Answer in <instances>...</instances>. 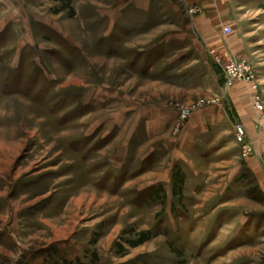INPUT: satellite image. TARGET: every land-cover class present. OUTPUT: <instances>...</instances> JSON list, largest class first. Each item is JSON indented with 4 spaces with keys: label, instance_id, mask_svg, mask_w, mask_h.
I'll use <instances>...</instances> for the list:
<instances>
[{
    "label": "rangeland",
    "instance_id": "obj_1",
    "mask_svg": "<svg viewBox=\"0 0 264 264\" xmlns=\"http://www.w3.org/2000/svg\"><path fill=\"white\" fill-rule=\"evenodd\" d=\"M128 6L143 10L130 31L124 28L123 12L119 13ZM188 6L199 8L189 2ZM254 17L250 14L247 19ZM189 30L180 0H0V238L19 242L18 249L3 255L0 263L264 264V171L256 160L242 156L237 145L234 162L205 168L214 154L216 159L219 155L229 159V150L214 153L197 147L199 161L186 157L192 158L196 171L208 176L209 189H216L218 171V179L225 177L217 197L197 200L194 193L203 184L199 176L188 165L187 176L174 173L173 152L160 146L165 140H155L161 126L166 125L171 138L186 130L188 122L175 133V114L182 106L194 112L192 117L211 106L227 111L224 100L208 105L221 97L204 48L193 42ZM91 31L97 34L91 36ZM146 31V38L137 36L127 44L130 35ZM93 41L99 42V51L94 44L92 49ZM178 43L184 50L175 47ZM133 48L153 49L156 60L137 58L129 63L124 56L118 58ZM225 52L220 61L216 51L214 55L221 84L226 89L246 85L254 109L258 95L264 102L261 57L240 58L235 53L254 69L251 84L258 89L253 90L245 82L229 85ZM138 53L143 57L144 52ZM254 113L257 127L264 129L255 109ZM155 116L165 123L150 125ZM226 129L232 131L229 137L225 134L226 141L235 139L236 125ZM133 134L135 141H127ZM142 144L149 147L136 152L137 159L147 158L146 166L168 153L152 179L166 180L169 175L172 187L163 189L169 194L172 188L179 198L180 232L195 230L194 235L179 236L178 251L171 248L170 236L160 240L155 229H146L145 217L136 210L143 207L128 205L133 197L117 189H99L105 181L104 185L112 179L116 183L117 173L130 172V167L112 170L109 162L104 163L102 149L120 145L132 158L134 145ZM94 164L100 170L97 179H102L97 187L87 173ZM105 169H110L108 175H102ZM148 195L149 191L143 197ZM221 202L224 205L213 213ZM59 203L65 208L59 210ZM165 206L162 203L159 211L167 213ZM165 217L158 225H164Z\"/></svg>",
    "mask_w": 264,
    "mask_h": 264
},
{
    "label": "crops",
    "instance_id": "obj_2",
    "mask_svg": "<svg viewBox=\"0 0 264 264\" xmlns=\"http://www.w3.org/2000/svg\"><path fill=\"white\" fill-rule=\"evenodd\" d=\"M189 2V4L198 5L199 8L202 10L200 15L194 18L189 17V27H190V36L193 40V42H197L200 44L205 51L206 56V63H208L210 70H211V77L215 81V85L217 88V93L219 95H223L222 89L224 88V85L221 84V78L220 75L217 72V67L214 63L213 58L209 55V51L211 48L213 50L215 49L217 56L221 58V54L225 51H232L235 55V53L241 57L247 56L250 57L251 55H258L257 57H261L262 63H260L259 69L262 71V78H263V86L261 90L263 91L264 95V0H186ZM182 8L184 12L186 13V8L182 4ZM126 20L125 29L129 30L133 29L134 23L140 20L139 16H143V10L139 8L138 6H128L124 7L123 9L119 10V13L122 15ZM254 15L253 20L247 19L249 15ZM251 22V23H250ZM225 28H232L233 32L230 34H226L224 37V31ZM231 29V30H232ZM86 32V31H85ZM149 32H142V33H135V35H130V37L127 38V44L131 42V39H135L137 36H140L141 38H146L148 36ZM62 36H64L65 39H69L71 42L74 41L75 38L66 35V33L62 32ZM85 34V33H83ZM91 36H94V34H97V31H91L88 33ZM79 35V34H78ZM151 35V33H150ZM75 42V41H74ZM260 43H262L260 45ZM75 44V43H74ZM99 51V42H92V49H94V46ZM259 44V48L257 50H254L253 48ZM76 45V44H75ZM176 45V44H175ZM116 46H119L116 44ZM231 46V47H230ZM176 48H179V50H184L183 45L181 46L180 43L175 46ZM234 49H233V48ZM72 48V47H71ZM231 49V50H230ZM178 50V51H179ZM102 51V50H100ZM142 51V52H140ZM142 54L144 52L143 57L135 54V53ZM138 53V54H139ZM155 53L153 49L148 52V50H135L134 48L131 49V51H127L126 55L120 53L118 58L127 59L129 63H131L132 60H135L138 58V60L148 61L151 62L152 60H156V55H152ZM185 54V53H183ZM82 53L80 56L76 57L81 59ZM145 56V57H144ZM185 55H181V59H184L187 57H184ZM106 58V57H104ZM254 58V57H253ZM110 59V58H107ZM77 62V61H76ZM258 65L259 61L257 59ZM197 83V81L195 82ZM207 88V87H206ZM226 100H225V106L226 109H222L220 107L211 106V108L205 109L204 111H201L196 114V116L189 119L187 122L186 130L181 132V135L178 138H171L169 136V133H166L167 127L161 126L160 128L161 132L159 134L158 139L157 136L155 140H165L164 144L160 145L161 147H164V149L172 151L175 158L177 159V162H173L172 170L174 173H180L183 174V176H187V169L188 166L191 167V169L194 171L196 176H199V179L203 183L201 185L200 190L198 193H194L195 198L198 200L200 198H203L204 196H212L213 198L218 196V191L221 186H223L222 181L225 177H220L218 179V173L220 172L215 170L216 174V185L214 186L216 189H209V185L207 183V180H209L208 176L200 171H196L197 165L194 164L192 161V158H195L196 161H199V159L196 157L195 149L197 147H202L205 149H208V152H211L212 150L214 153H219L221 150H229V159L223 158L219 155V159L215 158V154L210 158L209 161L205 162V168H220V166L224 163H231L234 162L237 157V143L234 138L228 139L226 141L225 134L227 136L229 133H232L231 130H227L226 127L228 126H235L234 123H239L242 125H245L247 127L249 137L250 139L255 143L256 149H257V155L256 157H253L254 160H256V164L259 167V170L261 169V161L260 157L264 155V129H259L256 124V116L254 113V109H252L251 106V95L248 91V87L244 84H237L235 87L231 89H225ZM153 111V109L151 110ZM154 112V111H153ZM150 114V113H149ZM177 115V116H176ZM178 118V114H175V118ZM161 117L155 116V120H150L149 124H157L160 122H164V119ZM176 118V120H177ZM156 119L158 121H156ZM234 122V123H233ZM165 123V122H164ZM230 124V125H229ZM225 131V132H224ZM150 138H154V133L150 132ZM137 135L133 134L132 139L128 138L127 141H135V137ZM229 137V136H228ZM151 139L148 140L151 141ZM142 142V141H140ZM141 145V144H140ZM149 144H142V146L134 145V157L133 162H130L131 157H127V152L124 149V147L118 145H111L106 146L102 151L100 152L101 155H103L104 163H110V168H113L112 170L117 169L123 170V168L130 167V172H119L117 173L118 181L115 183L112 179L109 181V179L104 177V180L107 178L109 182L105 184L103 182V185L100 183L102 179H97V175H99V169L97 170V165L94 164L90 169H88L87 173L88 176L92 179H94V187L99 186V189L101 190L103 188H108V190H119L124 196L128 195L129 197H133L129 202L128 205H135L142 206V210H139V208H136L139 213L145 217L146 222V229L148 231H152L155 229V236L160 237L161 240L162 237H171V248L173 250L178 251V246L180 242V235L184 236V233L187 232L186 229L182 232H180L179 229V219L178 212L179 207L177 206L179 198L176 196V193L173 192L172 188H168L169 194L166 191L165 188L166 185L172 187L171 183L168 181V176H166L165 179H152L155 176H158L159 174V166L160 162H162L168 153L165 154L164 158L160 162H154V164H147L145 161H147L145 157L138 158V154L136 152L143 151V149H146ZM115 147V148H114ZM151 147V145H150ZM124 150V151H123ZM192 157V158H187ZM145 158V159H144ZM130 162V163H129ZM188 162V163H187ZM187 163V164H186ZM130 164V165H128ZM103 165V164H101ZM188 165V166H187ZM100 166V165H99ZM134 166V167H132ZM95 168V169H93ZM122 168V169H121ZM134 168V169H133ZM202 168V167H201ZM201 168L199 170H201ZM236 168V167H235ZM109 170L101 171L103 172L102 175H108L106 174ZM116 171V170H115ZM116 171V172H118ZM129 171V170H128ZM237 171V170H235ZM135 174L134 177L129 178V174ZM199 172V173H198ZM123 175H126V178L123 179ZM103 177V176H102ZM163 178V176L161 177ZM165 178V177H164ZM88 179V177H87ZM96 180V181H95ZM98 180V181H97ZM103 180V181H104ZM91 184V182H89ZM98 184V185H97ZM111 185V186H110ZM102 186V187H101ZM114 186V188H113ZM130 186H133L134 189H131ZM116 187V188H115ZM164 188V189H163ZM184 189V187H182ZM152 190V191H151ZM211 190V191H210ZM103 191H105L103 189ZM149 195L145 198L143 197L145 193H148ZM210 191V192H209ZM184 192V191H183ZM186 194V192H184ZM140 198H143L141 200ZM135 202V203H134ZM166 204L165 207H169L167 209V213H163L159 211V207H161L162 203ZM63 203V202H62ZM202 208H204L206 205L205 203H200ZM68 205V204H67ZM224 203H217V205L214 206L213 213L220 208V206H223ZM58 209H64L65 204L60 205L59 203ZM136 206V207H137ZM133 207V206H132ZM222 210V209H221ZM180 211H184V208H181ZM151 212H153V216H151ZM210 210L209 213L210 214ZM217 212H220L217 211ZM187 213V212H186ZM185 213V214H186ZM166 214V217L163 219L165 222L164 225L160 224V221ZM207 214V215H208ZM204 215V214H203ZM158 216V218H157ZM156 218V219H155ZM181 218V217H180ZM167 222V224H166ZM148 223V226H147ZM161 226L163 227L161 229ZM157 227V228H156ZM210 228V226H207ZM161 229V230H160ZM199 230V229H197ZM196 230V232H198ZM206 231V230H205ZM191 232V233H190ZM187 232V235L195 234L194 231ZM216 240V239H215ZM215 240L213 242H215ZM176 242V244H173ZM18 243L19 242H13V239H7L4 242V239L0 238V262H4L2 256L6 254H12L14 251L18 249ZM173 261H175L173 259ZM177 261V260H176ZM177 263V262H174ZM4 264V263H0Z\"/></svg>",
    "mask_w": 264,
    "mask_h": 264
},
{
    "label": "built area",
    "instance_id": "obj_3",
    "mask_svg": "<svg viewBox=\"0 0 264 264\" xmlns=\"http://www.w3.org/2000/svg\"><path fill=\"white\" fill-rule=\"evenodd\" d=\"M182 1V4L185 6L186 8V12L187 15L191 18H193V16L198 13H201V9L200 8H192L190 6H188V4L186 3L185 0H180ZM215 1H220V0H215ZM227 34L232 33L233 31L230 28H225L224 30ZM209 55L213 58L214 60V55H215V51H209ZM225 60L227 62V65L224 69L225 71V75L227 76V78L230 79L229 81V85H232L233 82H245L247 84H253V82L255 81L256 77L254 76V69L252 67V65L248 62H246V60L243 59H238L237 56H235L231 51H226L224 54ZM220 61V58H217ZM251 84V88L253 90H257L258 86L257 85H252ZM227 88V87H226ZM225 87L221 90L223 93V95H220L221 100L218 101V99L211 101L210 104H208L209 106L211 105H216L222 102V100H226V95L225 94ZM255 102H254V109L257 112V114L260 117V121H259V125L263 128L264 125L262 124V120H264V102H262L261 97L258 95L257 98H255ZM178 111V118L174 123V127H175V133H179L180 130L183 128V126L186 124V122L192 117V115L194 114L193 111L189 110L186 107H180V109L177 110ZM236 125V131H235V141L237 143V145L239 146L240 150H241V154H243L242 156H252V157H256L257 155V149H256V145L255 143L250 139L249 137V133L247 130V127L245 125L239 124V123H235ZM260 161H261V167L262 170L264 171V155L262 157H260Z\"/></svg>",
    "mask_w": 264,
    "mask_h": 264
},
{
    "label": "bare ground",
    "instance_id": "obj_4",
    "mask_svg": "<svg viewBox=\"0 0 264 264\" xmlns=\"http://www.w3.org/2000/svg\"><path fill=\"white\" fill-rule=\"evenodd\" d=\"M186 1V0H185ZM186 3L188 4V2L186 1ZM193 18H194V16H193Z\"/></svg>",
    "mask_w": 264,
    "mask_h": 264
}]
</instances>
